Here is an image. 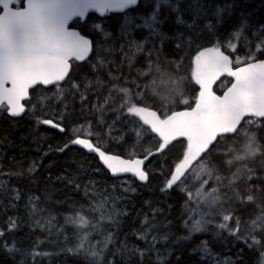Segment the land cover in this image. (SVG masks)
<instances>
[{
	"label": "trees",
	"instance_id": "obj_1",
	"mask_svg": "<svg viewBox=\"0 0 264 264\" xmlns=\"http://www.w3.org/2000/svg\"><path fill=\"white\" fill-rule=\"evenodd\" d=\"M155 2L140 0L126 12L106 16L92 12L85 20L76 19L72 25L93 39L91 57L73 61L65 82L33 88L25 114L11 116L5 104L0 106V264H208L200 250L203 242L214 254L229 256L237 264H264V230L259 227L264 221L253 227V221L264 216V118L245 119L259 125L244 124L249 135L255 133L259 145L255 156L234 159L243 154L245 136L224 135L210 146L206 162L213 176L203 177L207 179L203 193L209 199L218 194L221 203L211 209L202 204L204 219L210 222L202 226L205 230L190 233L193 213L189 209L197 207L194 200L201 195L197 191L200 183L189 176L184 184L162 191L182 157L186 139H175L158 150L159 135L128 113L123 94L117 91V87L127 88L133 103L147 104L163 117L189 108L179 97L168 95L170 85L161 81L170 78L182 82L183 99L194 106L200 91L192 78L198 51L221 47L233 59L247 52L264 59L259 55L264 40V0H198L196 6L193 0H169L160 8L162 38H149L147 28L135 26L150 19ZM174 6L186 24L176 23ZM195 7L201 11L197 13ZM126 16L133 19L127 34L122 32ZM242 19L247 24L241 30ZM129 41H133L131 49L137 44L144 49L132 57L131 65L125 57L130 53ZM233 41L237 42L234 50L230 47ZM101 59L106 60L102 68ZM114 76L120 79L114 80ZM153 81L160 95L154 94ZM233 81L225 74L214 90L222 94ZM48 119L66 130L43 123ZM80 137L91 138L105 151L126 158L150 153L146 164L149 181L135 179L136 191L119 205L121 209L110 210L105 204L109 198L103 200L85 186L89 178L91 182L105 178L112 184L121 177L114 176L97 154L72 142ZM230 159L232 164L227 162ZM234 174L239 178L233 179ZM248 195L253 196L250 202ZM77 213L89 221L86 228L71 222ZM220 213L239 218L236 235L218 227L224 222ZM10 221L15 222L14 229ZM228 223L235 229L233 220ZM146 230L147 239H141ZM85 233V248L78 249ZM109 236L111 241L105 246L102 242ZM90 250L101 255L93 257Z\"/></svg>",
	"mask_w": 264,
	"mask_h": 264
},
{
	"label": "snow or ice",
	"instance_id": "obj_2",
	"mask_svg": "<svg viewBox=\"0 0 264 264\" xmlns=\"http://www.w3.org/2000/svg\"><path fill=\"white\" fill-rule=\"evenodd\" d=\"M138 3L139 0H0V106L7 101L9 113L13 116L20 115L24 111L20 101L28 95L30 88L34 85H48L64 80L69 74L70 61L85 59L92 46L90 41L79 32L68 29V24L73 18L84 20L90 10H95L101 16L109 12H124L137 6ZM162 4H169V0H156L150 19H145L142 25L135 26L147 28L149 38L163 36L160 31V25L164 23V20L160 19ZM193 5H198V0H193ZM171 10L178 13L177 24L187 23L179 15L178 7L174 6ZM195 11L198 13L201 9L195 7ZM132 23L133 19L126 16L122 32L127 34ZM195 23L194 18L193 25ZM246 24L247 21L242 19L241 30ZM96 27L101 28V25ZM105 35L111 34L105 33ZM132 43L133 41H129V47ZM230 47L235 49L234 45ZM143 50L139 44L135 49L130 47V53H125L129 65L132 63V57ZM230 55L221 51V47H209L198 51L194 60L195 68L192 71V78L199 85L200 91L194 101V107H191L187 99H183L185 92L181 81H171L170 78L167 81L162 80V83L167 82L170 85L168 95L179 97L190 108L186 111H173L170 115L164 114L163 118L158 116L156 111H150L147 104L140 107L137 103H133L127 88L117 87V91L123 94L128 113L138 116L144 125H150L151 131L161 138L162 142L159 143L158 150L164 149L177 137L186 139L182 157L175 164L174 170L170 171V178L162 191L184 184L189 176L200 183L201 187L197 191L201 195L194 200L197 207L189 209L193 213L189 217L192 222L189 228L190 233L205 230L202 226L210 222L204 219L205 213L200 208L202 204H206L211 209L221 203L218 194L209 199L208 194L203 193V185L207 183V179L203 177L213 176L212 169L206 162L208 153L211 151L210 146L214 147V142L219 143V140L224 138V134H234L237 139L241 136L247 137L243 144V154L235 155V160H243L259 152L255 133L249 135L244 130V124H256L258 127L259 125L253 119L245 120L244 118L246 116L264 118V59H258L255 52H247L245 56H236L235 59H231ZM259 55L264 56V48L260 50ZM105 63L106 60L101 59L99 67H104ZM233 63L236 64L235 68L231 66ZM225 73L233 77L234 82H231V87H228L222 96H218L213 91L212 85ZM165 75L161 74L162 77ZM113 79L119 80L120 77L114 76ZM8 84L10 87H6ZM172 84L175 87H171ZM155 87L156 82L153 81L154 94L160 95L155 91ZM43 123L52 124V121L45 120ZM72 142L96 151L114 174L131 172L140 180L147 179L145 172L141 170L143 160H122L119 156H108L100 150L99 146L93 147L88 140L77 138ZM149 154L146 152L145 158ZM194 161L195 164H193ZM227 162L232 164L233 161L230 159ZM194 167L198 168V171H193ZM238 178L234 174L233 179ZM216 179L220 178L216 177ZM229 183L231 184L232 181ZM181 190L186 191L183 187ZM213 192L218 193V189H213ZM188 196L190 201L193 200V193L189 191ZM247 200L252 201L253 196L248 195ZM197 214L200 219H195ZM220 214L224 222L218 227L236 235L240 227L239 218L230 213ZM230 220L235 222V229L229 225ZM258 221H264V216L253 221V227L257 226ZM71 222L82 228H86L89 224L86 217L80 213H77ZM10 223L14 229L15 222L10 221ZM145 223H148L147 218ZM185 226L189 227L187 221ZM259 227L264 230V223H260ZM148 230L141 235V239H147ZM152 239L153 243L157 240L156 237ZM87 241L88 234L85 233L81 236L77 248H85ZM110 241L109 236L102 243L106 246ZM253 243L258 241L254 239ZM204 244L206 247V242ZM5 247L7 248V245ZM8 250L11 251V249ZM90 254L97 258L101 255L96 250H90ZM140 255L143 253L141 252Z\"/></svg>",
	"mask_w": 264,
	"mask_h": 264
},
{
	"label": "rangeland",
	"instance_id": "obj_3",
	"mask_svg": "<svg viewBox=\"0 0 264 264\" xmlns=\"http://www.w3.org/2000/svg\"><path fill=\"white\" fill-rule=\"evenodd\" d=\"M231 45L237 46V42L233 41ZM264 47V40L260 44V48ZM232 48V47H231ZM143 126V125H142ZM136 178L132 176H122L115 183L108 184L106 179H96L92 182L90 178L85 182V186L90 189L92 193L100 195L103 200L107 198L108 201L105 204L112 211H115V208H119V205H122V202L129 197L130 194L136 191V187L134 186V181ZM6 187L9 186V182L6 181ZM91 184V186H89ZM200 250L203 254V258L207 260L208 264H237L234 259L229 256H219L214 254L210 249L209 245L206 242L200 246Z\"/></svg>",
	"mask_w": 264,
	"mask_h": 264
},
{
	"label": "water",
	"instance_id": "obj_4",
	"mask_svg": "<svg viewBox=\"0 0 264 264\" xmlns=\"http://www.w3.org/2000/svg\"><path fill=\"white\" fill-rule=\"evenodd\" d=\"M139 2H140V0H139ZM138 4H139V3H138ZM134 7H136V6H133V7H131V8H134ZM131 8H129V9H131ZM129 9H127V10H129ZM127 10H125L124 12H126ZM92 12H96V11H95V10H90V11L86 14V17L84 18V20H85V19L88 17V15H89L90 13H92ZM96 13H98V12H96ZM111 13H113V12H109V13L105 14L104 16H106V15H108V14H111ZM98 14L100 15V13H98ZM76 19H78V18H73V20L69 22V24H68V29H69L70 31L79 32L81 36H83L85 39H87V40L90 41L91 46H92V49H91V50L89 51V53L86 55L85 59H84L83 61H78V62H84V61H86L88 58H90L91 55L93 54V51H94V42H93V39H92L90 36H88L87 34L83 33L79 27H76V26L72 25L73 22H74ZM221 51H223V50H221ZM224 52H225L226 55L229 54V53L226 52V51H224ZM230 58L233 59L231 55H230ZM70 63H71V67H70V70H69V74H68V76L65 77L64 80L59 81V82H54V83H52V84H48V85H44V84H39V85H43V86H45V87H49V86H52V85H55V84H60V83L65 82V81L69 78L70 73H71L72 68H73V61H70ZM231 66H232L233 68H235V66H234L233 64H232ZM241 66H243V65H241ZM225 74H226V73H225ZM225 74H222L221 76H223V75H225ZM226 75H227V74H226ZM221 76H220V77H221ZM219 79H220V78H219ZM219 79H218V80H219ZM218 80L212 85V89H213V91L215 92L216 95H218V96H222V95L224 94V92H225L227 89H226L222 94L217 93V92L214 90V87H215L216 83L218 82ZM233 82H234V81H233ZM37 86H38V85H34L32 88H30V89H29V92H28V95L20 101V103L24 106V111H23L20 115H17V116H15V117L21 116V115H23V114H25V113L27 112V110H28V105H27L26 101H27L28 99H30V97H31V90H32L33 88L37 87ZM6 87H10V84L6 85ZM229 87H231V85H230ZM4 104L7 106V101H4L3 105H4ZM194 106H195V104H194ZM194 106H192V107H194ZM149 110H150V111H156V110H154V109H149ZM186 110H190V108L179 109V110H176V111H186ZM156 112H157V111H156ZM8 113H9V111H8ZM9 114H10V113H9ZM10 115H11V114H10ZM157 115L160 116L161 118H163L158 112H157ZM11 116H13V115H11ZM247 117H250V116H246L244 119H246ZM253 118H259V117H253ZM259 119H262V118H259ZM48 120H51V121H52V124H48L49 126H52V127L58 128V129H60V130H62V131H65V130H66V128H65L63 125H61L60 123H57L56 121H54V120H52V119H48ZM241 123H243V120H242ZM149 126H150V125H149ZM224 135H230V134H224ZM178 138H182V137H177L176 139H178ZM79 139H82V140H88V141L90 142V144H91L93 147L98 146V145H97V144H96L91 138L80 137ZM171 141H173V140H171ZM171 141H170V142H171ZM79 145H80V144H79ZM81 146H83V145H81ZM83 147H84V146H83ZM99 147H100V146H99ZM84 148H85L89 153L97 154V155L99 156V154H98L96 151H91V150H89V148H87V147H84ZM100 150H101V151H104L105 154L108 155V156H119L120 159H122V160H143V164L141 165V170L145 172V174H146V176H147V179H145V180H140L137 176H135V175H134L133 173H131V172H117V173L114 174L113 171H112L111 169H109L108 166L105 164L104 160L99 156V158H100L101 162L103 163V165H104V166H105V167H106V168H107V169H108V170H109L114 176H116V177L132 176V177L136 178L137 180H139V181H141V182H144V183L149 181V172H148L147 167H146V164H147V161H148V159H149V156H147V158H145V157H140V156L133 157V158H126V157H124V156H122V155H120V154L105 151L102 147H100ZM193 164H195V161L193 162Z\"/></svg>",
	"mask_w": 264,
	"mask_h": 264
},
{
	"label": "bare ground",
	"instance_id": "obj_5",
	"mask_svg": "<svg viewBox=\"0 0 264 264\" xmlns=\"http://www.w3.org/2000/svg\"><path fill=\"white\" fill-rule=\"evenodd\" d=\"M1 167V166H0ZM89 168V167H88ZM1 172V171H0ZM8 172V171H7ZM9 174V173H8ZM2 175H3V173H2ZM4 178V177H3ZM9 178V177H8ZM1 180V179H0ZM6 180H8V179H6ZM4 181V180H3ZM9 181V180H8ZM10 181H12V180H10ZM2 182V181H1ZM4 183V182H3ZM14 183V182H13ZM9 184V183H8ZM4 185V184H3ZM12 185V184H11ZM5 186V185H4ZM12 187V186H11ZM1 188V187H0ZM15 190V189H14ZM21 190V189H20ZM197 232V231H196ZM203 240H204V238H203ZM205 241V240H204ZM202 243V242H201ZM204 243V242H203ZM200 244V243H199ZM209 249H210V247H209ZM202 256V255H201ZM203 258V257H202Z\"/></svg>",
	"mask_w": 264,
	"mask_h": 264
},
{
	"label": "flooded vegetation",
	"instance_id": "obj_6",
	"mask_svg": "<svg viewBox=\"0 0 264 264\" xmlns=\"http://www.w3.org/2000/svg\"><path fill=\"white\" fill-rule=\"evenodd\" d=\"M16 7H20V5H16Z\"/></svg>",
	"mask_w": 264,
	"mask_h": 264
}]
</instances>
